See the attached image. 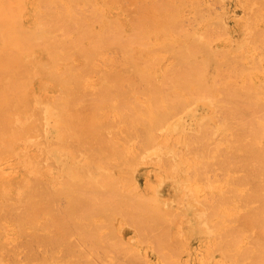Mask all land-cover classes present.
<instances>
[{"label":"bare ground","instance_id":"6f19581e","mask_svg":"<svg viewBox=\"0 0 264 264\" xmlns=\"http://www.w3.org/2000/svg\"><path fill=\"white\" fill-rule=\"evenodd\" d=\"M120 1L125 2L122 3L124 6L135 5L131 10L133 14L131 18L122 21V17L116 13ZM175 1H178L179 6H174ZM180 1L183 2L182 0H151L150 2L148 0L147 2L146 0H0V159L7 156L8 152L11 155L17 147L19 155L23 158L24 153L37 146L39 140L33 138V133L37 130L35 120L41 109L40 92L46 87H52L57 91V95L45 98L50 105L46 109V116L53 120L58 138L62 139L63 143H68L71 149L75 146L78 150L89 152L93 161L89 160L79 175L54 180L53 175L44 178L45 175H42L41 171L43 161L38 164V155H34L32 157L34 162L28 164L29 169L34 171L22 170L24 173L14 177L3 174L5 177L0 181V227L2 226L3 231L10 229L3 227L7 224L2 222L3 219L9 218L13 222L12 232H17L19 237L24 239L22 243L18 241L15 249L14 244H9L10 241L5 240L8 236L6 234L3 236L0 232V247L8 252L0 249L4 250L5 254L8 253L6 256L12 258V264H54L57 261L61 264H69L68 260L75 262L73 264H81V262L88 264L91 263L90 259L94 255L103 252L105 254L108 249L109 253L113 251L112 253L116 254L122 253V258L124 256L123 259L112 258L114 261L110 262L111 264L121 259L122 262L116 261V264H122L126 256L134 264H145L131 244L125 241L124 244L122 243L127 228H130L129 225L136 231V236L132 235L136 240L134 244L152 243L154 249L163 254V261L169 259L170 262V258L179 250L177 247L178 252H175L176 249L170 241L165 208L168 202L158 199L149 191L139 192L138 197H133V194L129 196L131 193H123L119 190L121 187H117L113 176L108 175L107 171L101 172L97 169L101 166H104V170L107 169L106 160L112 155L125 160L128 151L126 142L129 143L128 140L131 141L134 136L136 138L139 135L149 142L146 143L141 138L142 141L150 144L155 140V130L159 128L158 125L160 123L162 125L171 112L192 100L191 103L200 100L207 102L213 108L211 119L217 118L211 130L210 127L204 126L200 131L203 133L193 135L196 138L194 142L199 140L197 142L201 146L199 144L198 146L203 149L195 150L199 148L196 145L198 148H192V151L204 153L203 156L200 153L203 160L201 161L198 158L199 153L196 152L201 163L196 160L198 163L194 164H198L199 167L202 162L205 164L207 152L211 151L210 158L217 156L218 160L216 162L217 158H215V161H212L213 165L207 160L209 163H206L209 167L207 170L211 171L210 168L213 167L214 171L221 169L225 173L223 177L222 171H218L222 175L221 178H225L222 179L224 181L222 184L226 187H212L214 197L212 193L208 195L211 196V198L209 196L210 200L214 199L211 200L212 202L204 200L209 206L206 208L210 210L205 208L209 213L208 218L215 217V222L217 220L219 225V218L224 220L222 211L227 213L229 210L227 207L249 208L252 203L256 204L237 220L226 218L228 220L223 228L227 231L223 234V241L218 242L223 250L227 251L226 253L229 251L234 253L233 257H238L237 261L229 256L230 264L234 261L238 264L239 261L249 258L251 262L247 261L248 264H264V74L259 69L256 70L258 66L255 65L253 68L250 61H248V65L251 66L249 68L247 59L250 55L241 52L240 49H237L238 57L233 54L237 60H232L233 57L230 60L225 54L229 55L226 48V52L224 48L222 50L220 48L223 52H217L216 49L211 51L207 48L208 39L207 41L204 39L207 43L198 42L196 38L192 40L185 34L181 35H185L188 39L186 41L182 40L184 37L180 39V44L183 41L181 45L175 44L176 39L169 44L170 49L167 50L174 51L176 58L173 56L175 61H172L173 64L167 63L171 67H165L163 53L167 45L163 44L164 40L162 42L160 40L167 37L169 39L172 37L170 34L181 33L180 28L186 25L185 23L181 26L184 23L182 20L184 16L181 14L182 23L179 26L180 11L177 7L182 8ZM194 2L192 1L193 4ZM256 2L254 3L257 5L259 3L264 9V0H256ZM192 3L190 2L191 5ZM197 3L199 4V1H196ZM197 5L195 6L197 10L194 9L193 12L199 14L200 9L203 8L199 6L198 9ZM253 7L251 5L250 9L257 10L258 6L253 5ZM186 9L190 10L186 7L183 11H188ZM261 11L259 15L262 17L264 13L260 14ZM251 12L250 10L249 14ZM255 13L257 14L254 12L253 16L256 15ZM253 16L251 14L252 18ZM204 19H200V24ZM254 19H249V23L255 24ZM221 21L218 22L220 26ZM259 22L263 21L259 20ZM254 24L249 26L254 33H248L251 37L253 35V39L249 41L255 42L252 47H255V50L256 44L264 42V26L259 24L260 27L257 28L253 26ZM207 26L204 28L210 30ZM181 30L184 31L183 28ZM210 31L213 33L214 29ZM207 34L213 35L209 32ZM160 42L163 45H160ZM228 48L227 50L230 49ZM262 48L264 51V47ZM109 50H114L112 51L114 54L108 53ZM262 55L260 58L257 57L260 60L258 59L259 62L256 63L264 68ZM103 63L110 65V71L107 72V68L103 69ZM100 67L103 71L101 69L100 72L96 71ZM95 71L98 74L103 72L104 76L103 73L102 76L99 75L100 80L95 77L100 83H93L92 92H85L82 86L87 85L84 84L88 80L87 75L93 72L95 74ZM95 78L92 80L95 81ZM34 80L37 81L36 84ZM138 93H142L144 98L148 97V105L145 104L144 98L145 102H142L145 105L137 102L135 95ZM140 97L139 99L142 100ZM205 123L207 125V122H201L200 126ZM119 125H122V130L125 129L121 134L127 133V138L120 133L118 134L121 137L118 135L115 137L116 133L112 134L115 126ZM176 129L171 126L167 129V133L173 134ZM216 132L221 135L222 140L225 139V148L221 147L222 140L218 141L220 147L215 145L218 142H213L217 136ZM207 136H212L211 142L208 141ZM188 138L189 135L187 140ZM121 139L125 146L119 144L122 142ZM192 139L190 138L193 142ZM212 146L216 148L213 152ZM206 164L195 169L197 175H200L204 169V172H208ZM194 168L195 166L192 168L193 172ZM238 170L244 173L237 176L234 171L238 172ZM88 172L96 173L90 178L85 176ZM214 175L208 179L213 183L217 180L221 181L218 177L216 181L213 180ZM203 179L202 176V181ZM205 180L208 181L206 178ZM209 187L208 185L207 188ZM224 206H227L225 210ZM203 213L206 215V211ZM227 214L229 215L230 212ZM100 216L106 218L108 224L105 220L99 222ZM118 217L124 218L121 220L126 224L122 222L123 224L116 228ZM104 222L112 229L110 241L115 242L113 245L108 243L110 241L107 231L101 234L103 228L108 227L107 225L104 227ZM252 230L256 231V233L250 232L253 243L244 235ZM254 234L256 235L253 236ZM3 241H7L9 248L13 247L7 249L8 247H5L7 244L5 245ZM216 246L213 245V248ZM165 248L166 251H162ZM21 254L23 256L20 257ZM225 254L224 256L227 255ZM6 256L3 257L5 259H0V264H5ZM100 257V261L102 259L101 262H104L103 259L108 256ZM224 261L223 264H226Z\"/></svg>","mask_w":264,"mask_h":264},{"label":"rangeland","instance_id":"374dc122","mask_svg":"<svg viewBox=\"0 0 264 264\" xmlns=\"http://www.w3.org/2000/svg\"><path fill=\"white\" fill-rule=\"evenodd\" d=\"M150 1L151 0H148V2H150ZM182 1L186 2L185 3L186 5L180 1V4L182 3V8L177 7L180 11V15H179L178 19L180 22L179 23V26H180V24L182 23L180 21L182 19L181 14H183L184 18L182 20L184 21V23L181 24V26L186 23V25H184L185 28L184 27L180 28L181 33L170 34V35H172V37H170L169 39L167 37L166 39L164 38V39L160 40L161 42L164 40L165 43L163 41V44L167 45V46L164 45L166 48L165 52L167 49H170L168 46L172 42H175V39L177 42L175 44H178V45H181L182 42L186 41L188 38H190L192 40L196 38L195 40H197L198 42L201 41L203 43H207L204 41V39H206V41L208 39V43H207L208 47L207 48L209 50L211 49V51H214L216 49L217 52H223L221 50L224 48V51H225V48H226V51L229 53L230 56L227 53H225V54L229 57L228 59L231 60V58L233 57V54L237 55V57H238L237 49H240L241 52L250 55V57H248L249 60L247 59V65L249 64L248 61H250V65L251 66L253 65L252 66L253 68L255 65L258 67L260 66V65H257L256 62L257 61L259 62V60H260L259 58L264 53L263 48H262V47H264V45H263L264 42L263 43L259 42L260 47H258L259 45L256 44V49L254 50L255 47L254 48H252V47L255 45V42L249 41V40L253 39L252 38L253 35L251 37V34L248 33V32L252 33L249 26H250V24H254L252 21H251L252 23H249V19H254V18H257L259 16L260 19L258 17V19L253 20L255 22V24L258 22L256 25L254 24L253 26L254 27L257 26V28L260 27L259 24L262 25V27L264 26V20H263L264 14L262 15V17L259 15V12L263 8H261L259 3H258V5L255 4V3H257L256 0H196V1H199V4L197 3L198 5L196 4L195 0L190 1L191 3H192V1L193 2L195 1L194 2L195 4L192 3V5L190 4V2L188 0H187L188 2L186 0H182ZM123 2L120 1V7L117 8V10H116V13H118L120 15V17H122V19H121L122 21L124 19L127 20L128 18H131L133 16V14L131 13V10H133L132 8L135 7V5H131V6L125 5L124 6L125 2H124V4H122ZM146 2H147V0H146ZM177 2L178 1L173 2L175 7H176V5L179 6V3H177ZM201 2H202V4H201ZM122 5H123V7L126 8V10H125V8L123 9ZM196 5H197V8L199 6L201 8H203V9L198 8L201 11L204 9L205 10L202 11V13L200 10H198V11H200L199 14H196V12L194 13L193 11L196 8L195 7ZM251 5H252V7H253V5L258 6L257 7L258 11L256 9H253V10H256L254 12H257V14L255 13L256 15H254V16H253V13H254L253 10L250 9ZM129 6L131 7V9H129ZM127 7H128V10H127ZM186 7H189L190 10L186 9L188 11L184 12L183 10H185ZM195 10H197V9H195ZM247 10H249V11L247 12ZM250 10L253 12V13L251 12V14L254 18H252L251 14H249ZM126 11H128V12L130 11V12L128 13ZM186 12H188V13H186ZM262 13H264V9H263V11H261L260 14H262ZM201 14H203V16H200ZM204 14L207 17H205ZM128 15H129V17H128ZM218 16H220V17H218ZM201 18H205V19L203 22L201 20V24H200ZM219 19L222 20L221 26L223 25L224 27L223 26L221 27L219 25V23H220ZM259 20H262L263 22L260 23ZM248 23H249V25H248ZM206 25L209 26L210 30L214 29L213 33L209 29L204 28V26H206ZM247 27L249 29H247ZM251 27H252V25H251ZM182 28L184 29V31L181 30ZM204 29H206L205 31H208L209 34H213V35H208L207 34L208 32L206 33L205 31H204L205 32L204 33L203 32ZM246 30H249V31L246 32ZM178 34H180V36ZM181 34L188 35V38H185V35H181ZM198 34L201 35L202 38L203 37L204 38L203 39L201 37L199 38ZM247 36H249V37L247 38ZM179 37H181V38H179ZM180 39L183 40L181 42V44H180V41H181ZM226 39H227V41H226ZM168 41H171V42L167 43ZM209 41H211L212 43L210 44ZM248 41H249V43H248ZM161 42H160V45H163V44H161ZM251 42H253L254 44ZM250 43H251V45H250ZM232 46H234V47H232ZM220 48H221V50H220ZM227 48L229 50H227ZM259 48L260 49L262 48V49L260 50ZM162 49H163V46L161 47V50ZM112 51H114V50H111V51L109 50L108 53L111 54ZM169 51H172V50H169ZM169 51L167 52L166 55H165V52L163 53L164 57H165V62H164L165 67L166 66L171 67L169 65L172 63V61H174L173 56L176 58V56H175L176 53L174 54L173 53L174 51H172V52H169ZM233 51H234V53H232ZM260 51H263V52H260ZM203 53L205 54V52H203ZM112 54H114V52ZM235 55H234L232 60L236 61L237 57ZM253 56L255 57L256 60H254ZM258 56H259V58H258L259 60L257 59ZM262 56L264 58V55H262ZM205 57H207V56H205ZM77 58L78 57H76V59ZM79 61H80V58H79ZM165 63L166 64L168 63L169 65L168 64L166 65ZM263 63H264V60H263ZM250 65H248L249 68L251 67ZM109 66L110 65L103 63V69L106 70V68H107V70H106L107 72H108V70L110 71ZM258 67H256V70L259 69V71L262 74H264V70H262L264 68L262 66H260V68H258ZM261 67H262V69H261ZM101 68L102 67L97 68L96 71L99 70V72H100ZM96 71H95V74H93L94 73L93 72V73H89L87 75L88 80L86 82H84V84L87 83V85L85 84L86 87H85V85L82 84L83 85L82 88L85 92L86 91L92 92V87H91L92 84L93 83L94 84L100 83L98 81V79L100 78V76H102L103 72L98 74V72L96 73ZM96 74H98V75H96ZM103 76H104V73H103ZM95 77L98 79L96 80ZM92 78H95L96 82L94 80H92ZM36 83H37V81L34 80V84H36ZM90 88H91V90H90ZM40 94H41L40 97L42 98V99L39 98V101H41V109L39 111V115L37 114L38 117L36 116L37 119L35 120V125L37 126V128H36L37 130H36V132L33 133V138L34 139L37 138L39 140V141H37V146L30 148L26 153H24L25 156L23 158L19 155V148L16 146L17 149L14 152H11V155H10V152H8L9 154L7 153V156H4V158H2L3 160L0 159V181H1L2 177H5L4 175L14 177V176H18L21 173H24L26 170L31 171V172L34 171V169H29V167H28L29 166L28 164H32L34 162L32 160V157L34 155H38V164H40L43 161L42 162L43 166L41 168V171H42V175H45L44 178H48V177H50L49 175H53L54 180L61 179V177H64V179H66L70 176L79 175L80 173H82V169L85 167V165H87V162H89V160H91L89 152H87L85 150L83 151L81 149L78 150L77 149L78 147H75V146L73 149H71V146L69 148L68 143H66V144L63 143L62 142L63 140L58 138L56 126L53 124V120L51 118H47V116H46V109L48 107H50V105L46 101L45 98H49V97H53V96L55 97L57 95V91L52 87H46V88H44V90H42L40 92ZM138 96L142 100H140ZM135 97H136L135 99L137 100V102H140V104L142 101L145 102V100H146L145 104H147V105L149 104L148 103L149 102L148 97L146 96L144 98L142 96V93L136 94ZM143 98L145 100H143ZM43 101H45L46 103H44ZM191 102L190 103H188V102L184 103L183 107H181L178 110H175L174 112H171L172 114L170 113V115L168 113V115H169L168 117L165 116L166 118L162 122V125H160L161 124L160 123L158 125L159 128L157 127L155 130V140H153L150 144H146L149 141H146L145 139H143L141 137L143 140L146 141V143L144 141H142L141 138L139 137V135H138L139 138L138 137L135 138V136L133 134L134 137L130 136V137H133V139L131 138V141H130V139L128 138L129 143L126 142V144H128V146L126 147L128 151L126 153V158L124 157L125 160L124 159L122 160V158H120L116 155H112V156L108 157L106 160L107 161L106 162L107 169L104 170V166H101L97 169L98 171H101V172L107 171L109 173L108 175L113 176L115 181L117 182V187L118 186L121 187V188H119V190L123 193H128V194L131 193L129 196H131L133 194V197L134 196L138 197V195L140 194L139 192L149 191L152 194H155L158 199L163 200V201L166 200L168 202V204H165V208L167 209L166 222L169 224L168 227H169L170 235H171L170 241H172L174 249H176L175 252L176 251L178 252V250H179V252L177 254H175V253H174L175 255L173 254L172 258H170V262H169V259H167V261L166 260L163 261V259H162L163 254L159 251H156V249H154L155 247L152 243L134 244L136 242V240L134 239V237L136 236V231L134 230V227L130 226L129 224L128 225L130 228H127V233L124 236V238L122 239V243L125 241L128 244L132 245V247L140 254V256L143 259V261L145 262V264H223L224 259H226L224 261V263L230 264L229 261L231 259L229 260V256H230V258L236 259L238 261V259H237L238 257H236V256L233 257L234 253L228 251L229 254L232 253L231 255H229L228 253H226L227 251L225 249H224L225 252H223L224 251L223 247H221V244H219L220 240L223 241V234L227 231V229L223 228L225 226L224 223H226V221L228 220L226 218H229V219L233 218L232 220H237L238 218L241 217L242 214L244 216V213H246V211L248 212V210L252 208L251 206L253 205V207H254V204H255V203H252L249 208H246V207L245 208L244 207H242V208L241 207H236V208L232 207L231 208L230 207L231 208L230 209L229 207L224 206L223 209L225 210V207H227V209H229L227 211V213L230 212V214L228 215L226 213V211H224V212L222 211V214L224 215L223 218H224V220L225 219L226 220L224 222V220L222 218L221 219L219 218V225H217V220L215 222V219H216L215 217H209L208 218L209 213L207 212V210H209V209H207V208H209V206H207L208 203L207 204L205 203V202H208L210 200L209 199L210 195H208V194L212 193V195H213L212 197H214V193H213L214 186L226 187L224 184H222V183H224L223 180H225V178H223V177H225V173L221 169H219L222 171L221 174L222 173L224 174V176L221 178V176L223 174L222 175L219 174L220 173V172L218 173L219 170L214 171L212 169L213 168L212 167V168H210V170L211 171L213 170V171L212 172L208 171L209 167L206 163H208L210 161L209 163L213 165L212 161L215 158H217L216 155H215L216 156L215 158L214 157L210 158V156L212 154H211V151H208L207 155L209 157L206 155L207 158L206 157H205L206 159L203 158L205 160V164L207 165L206 167H208V168H206V170L208 169L207 170L208 172H204L205 171V169H204L205 167H204V168H202V169H204L203 171H202V169H200V172L202 171L203 174L201 173L200 175H197V170H195V169L196 168L199 169L203 165L205 166V164H203V162H202L203 165L200 164L201 161H203L201 159V156H203L202 154H204V153L200 152V151H198V152L196 151L197 153H199L198 158L201 159V161H200L197 158V153L194 150L192 151V148H195L196 145L198 146V144H199V146H201L200 143L197 142L199 140H195L197 142V144H196V142H194L195 136L193 137V135H196L197 133L200 135V133H203L200 131L204 126L210 127V130H211L214 127V124H215V121L217 120V118H215L214 120L211 119L210 116L213 113V108H211L207 102L202 101V100L194 102V103H191ZM143 104L144 103L142 102L141 105H143ZM38 118H39V120H38ZM203 121L207 122V125L205 123V125H203L201 127L200 123ZM119 126H121V127H119ZM119 126H117V127L115 126V128L112 132V134L116 133V136L114 135L115 137H117V135L121 137V135L124 133L125 129L122 130V125H119ZM171 126L176 127L177 129L173 134H168L167 129H169V127H171ZM123 128H125V127L123 126ZM121 131H123V132H121ZM118 133H120V134L122 133V134L120 135ZM137 134H139V133L137 132ZM209 134L210 133H208V135ZM188 135L191 139L193 138L192 139L193 142L190 140V138H188V140H190V141L187 140ZM214 135H215V133H214ZM214 135H213V138L216 136V135L215 136ZM122 136H125L126 138L128 137L127 133L122 135ZM125 137H122V138L126 139ZM217 137H218V139H217ZM210 138H212V136L208 137V141L210 140ZM219 138H220V140H219ZM214 140H215V141H213L214 143L221 141L222 140L221 135H219L217 133V136H216V138H214ZM116 141L119 142L117 140V138H116ZM120 141H122V139ZM125 141H127V140H125ZM222 141H223V143H222ZM222 141L220 142L221 147L224 146V148H225V139ZM210 142H211V140H210ZM119 144L125 146V143H123V141L120 142ZM220 144H219V142H218V144L215 143V145H219V147H220ZM209 146H211V145L209 144ZM198 147H196V148H198ZM212 147H211V150L213 152L216 150V148L215 147L212 148ZM119 148H121V147H119ZM201 149H203V148H201ZM201 149L199 147L198 149H195V150H201ZM200 153H201V156H200ZM39 154H40V156H39ZM8 155H9V157H8ZM89 157H90V159H89ZM30 158H31V160H30ZM116 159H118V160L120 159L121 161H118ZM196 160L200 161V163H199L201 165L200 167L198 166V164H194L197 162ZM207 160H208V162H207ZM217 160H218V158L216 159V162H217ZM29 162H32V163H29ZM216 162H214V163H216ZM108 166H109V168H108ZM194 166H195L194 172H196V173H194L192 171V168ZM218 167H219V165H218ZM218 167H215V169H217ZM190 172H192V174H189ZM200 172L198 170V173H200ZM213 172L215 173V175ZM234 172H235V174H237V176L238 175L241 176L244 173L243 171L241 172L239 170H238V172L237 171H234ZM95 173L96 172H88V173H85V176L92 178ZM211 173H213V174H211ZM217 174H218V176H217ZM201 175L204 178L203 181H202ZM212 175H214V177H215V178H213V180L216 181L219 178V180H221V181L217 180L216 183H213V181L210 180L211 179L210 177H213ZM198 176H201V177L199 178ZM216 177H218V178H216ZM205 178L208 181H206ZM208 178H210V179H208ZM211 182H212V184H210ZM208 185L210 186L209 188H207ZM210 188H212V189L210 190ZM0 195H1V192H0ZM206 195H208V196H206ZM204 196H206V197H204ZM210 198H211V196H210ZM212 199H214V198H212ZM204 200H205V202H204ZM211 200H210V202H212ZM203 203H205L206 205ZM238 203H240V201H238ZM206 206H207V208H206ZM255 206H256V204H255ZM204 211H206V215H204V213H203ZM234 213H236V214H234ZM102 217L103 216L98 217L99 222H101L103 220H105V222H107L106 218L104 217L105 219H103ZM7 219L8 220H6V219L2 220V222H4V224H7V225H3V227L6 226V227H9L10 229H8L6 231L4 230L5 231L4 232L3 229L1 228L2 227L1 226L0 232L3 233V236H4V234H6V236H8V237H6L5 240L10 241L9 244L10 243L14 244V247L11 245L10 246L17 249V246L19 243L18 241L20 240L22 243V241L24 239H22L23 237L20 238L19 235L17 234V232L16 233L12 232L11 227L13 226L12 225L13 222H11L9 218H7ZM121 219H124V218L118 217V220L116 221L117 225H115L116 228L117 227L119 228V226L123 224L122 222L125 223V221H122ZM209 219H211V220L209 221ZM222 220H223V222H222ZM213 221L215 222V225L218 226V227H216V226L215 227L217 229L220 228V230H217L214 227ZM211 222H213V223H211ZM235 222L237 223L239 221H235ZM104 223H103V225L105 227L108 224V222H107V224L106 223L104 224ZM221 228H223V229H221ZM104 229H106V230H104ZM109 230H111V232H109ZM106 231H107V234L109 236L108 239L110 241L111 235H112V229L110 228V225L106 228H103L101 234L102 233L105 234ZM175 231H176V233H175ZM253 231L254 230L249 231V234L247 231L244 234V235H246L245 237L250 239L252 237L250 235L251 234L250 232H253ZM221 232H222V234H221ZM254 233H256V231H254ZM132 235H134V237H132ZM255 235L256 234H254L253 236H255ZM130 239H133V240H130ZM7 241H3V242H5V245L7 244V246H5L6 248L9 245L8 243H6ZM251 241L253 243V239ZM13 242H16L17 244L13 243ZM108 243H110V244L112 243V245L115 244V242L113 243L112 240ZM252 243L250 242V244L253 246ZM15 244H16V246H15ZM213 245H215V246L218 245V246L213 248ZM177 247H178V250H177ZM0 248H2V247H0ZM10 248L8 247L7 249H10ZM2 249L5 250V248H2ZM2 249H0V253H1L0 259H5L3 257H5L8 254V253L5 254L8 251L5 250L6 251L5 252ZM20 250H22V249H20ZM108 251H109V249H108ZM108 251L107 252L105 251V254H104V252L99 253L98 255L93 254L98 259L96 260V258L92 255L95 258V260L92 257L90 259V260H92L91 263L95 262L92 264H98V262H99V264L100 263L109 264L110 262L112 263V261H114L116 258L117 259L122 258V255H123L122 253H120V254L117 253L118 254L117 255L115 252L112 253L113 251H111V250H110L111 251L110 253ZM162 251H166V248ZM4 254H5V256H4ZM100 254H102L103 256H101ZM112 254H115V255H112ZM224 254L228 258L226 256H224ZM104 255H106V256H104ZM21 256H23V255L21 254L20 257ZM6 257H7L6 258L7 261L3 260L4 263L5 264H12L13 263V262H11V261H13V260H11L12 258L10 259V257H8V256H6ZM99 257L100 258L107 257V258L103 259V261L105 260L104 262H101L102 259L100 261ZM112 258L114 260H112ZM123 258H124V256H123ZM125 258L127 259L128 256H126ZM21 259H23V258H21ZM122 259L116 260V261L117 262L119 261V263H120V261L122 262ZM106 260H108V261H106ZM125 260H123L124 264H134L131 262V260L129 261V258H128V261L126 260L128 263ZM243 260H245V259H243ZM243 260H241V262L239 261V263L245 264V263H247V261H248V263L251 262L250 258L246 259L245 260L246 262ZM69 261L70 260H68L69 264L75 263V262H72V260L70 261L72 263H70ZM116 261L114 264H116ZM237 261H234V263H231V264H235V263H237ZM57 262H59L61 264L60 261H57ZM57 262H55L54 264H57ZM139 262H140V260H139ZM231 262H233V261H231ZM91 263H88V264H91ZM81 264H84V262L83 263L81 262ZM85 264H86V262H85Z\"/></svg>","mask_w":264,"mask_h":264}]
</instances>
